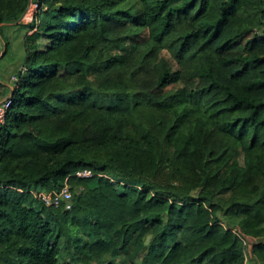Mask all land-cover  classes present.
Here are the masks:
<instances>
[{
	"label": "trees",
	"instance_id": "obj_1",
	"mask_svg": "<svg viewBox=\"0 0 264 264\" xmlns=\"http://www.w3.org/2000/svg\"><path fill=\"white\" fill-rule=\"evenodd\" d=\"M35 2L0 0V264H245L236 228L264 264V0Z\"/></svg>",
	"mask_w": 264,
	"mask_h": 264
},
{
	"label": "rangeland",
	"instance_id": "obj_2",
	"mask_svg": "<svg viewBox=\"0 0 264 264\" xmlns=\"http://www.w3.org/2000/svg\"><path fill=\"white\" fill-rule=\"evenodd\" d=\"M36 0H29L28 6L26 8V10L21 14L20 18L17 20L18 22H23L24 24H30L32 23V20L30 18H32L34 16V12L35 10L33 9L32 5L35 3ZM58 4H61V1L58 2ZM26 32V26L24 25H20L16 28V34H9L8 30H4V39L3 42L8 41L11 42V44H13L14 42V38L16 37H20ZM13 46L15 47V45L13 44ZM4 47H0V50H3ZM10 50L8 51V54L6 56H10L13 54L12 53V47L9 48ZM3 62H9L7 58L4 57ZM190 62V60L188 61ZM130 181H125L124 182H120L117 179L115 181H113L114 185L119 189L120 192H123L125 186L127 184H137V182H132L129 183ZM83 186H78L77 188H73L72 191L76 192L79 190H82ZM34 193V192H33ZM37 193V192H35ZM36 196V194H34ZM38 198V197H37ZM225 224H227V222H224ZM237 231H239V233L241 234V238L243 240V242L246 245V249H245V264H261L260 261H258L255 257V255L253 254L252 248H253V242H257L259 241L257 238L253 237V236H249L246 235L245 233H243L242 231H240V229L236 228ZM260 240H264V237H261ZM63 263H67L70 261L69 257L67 259L61 260ZM121 264V263H118Z\"/></svg>",
	"mask_w": 264,
	"mask_h": 264
},
{
	"label": "built area",
	"instance_id": "obj_3",
	"mask_svg": "<svg viewBox=\"0 0 264 264\" xmlns=\"http://www.w3.org/2000/svg\"><path fill=\"white\" fill-rule=\"evenodd\" d=\"M32 7L35 10L34 12V16H35V13L39 7L38 3L35 2L32 5ZM34 16L30 19L33 20ZM12 79L15 82L17 81L18 78L16 75H14ZM11 105H12L11 97H7L5 99H2L0 97V129L5 124L6 117ZM92 175L93 173L89 169H80L76 171V173L74 174V176L77 177H90ZM34 194H36V196L40 198L47 205H54L56 207L64 206L65 208L70 209L73 204V200H72L73 192L69 184L64 185L59 190H53V191L43 190L37 193L34 192Z\"/></svg>",
	"mask_w": 264,
	"mask_h": 264
},
{
	"label": "crops",
	"instance_id": "obj_4",
	"mask_svg": "<svg viewBox=\"0 0 264 264\" xmlns=\"http://www.w3.org/2000/svg\"><path fill=\"white\" fill-rule=\"evenodd\" d=\"M0 47H4L3 50H0V97L5 99L12 96L16 83L12 79L15 75L14 71L19 63V57L22 53V47H16L12 50V55H4L7 52V48L3 42H0ZM4 57L8 59L9 62H3Z\"/></svg>",
	"mask_w": 264,
	"mask_h": 264
}]
</instances>
